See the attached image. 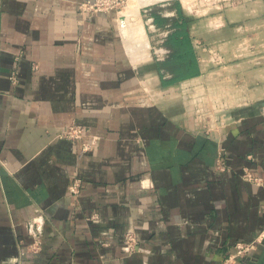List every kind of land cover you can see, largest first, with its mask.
<instances>
[{
	"label": "crops",
	"instance_id": "0c3cea01",
	"mask_svg": "<svg viewBox=\"0 0 264 264\" xmlns=\"http://www.w3.org/2000/svg\"><path fill=\"white\" fill-rule=\"evenodd\" d=\"M81 1L0 0V264H219L255 237L237 264H264V106L232 86L237 65L207 71L195 49L199 74L163 86L136 64L138 9L127 37ZM71 122L90 151L62 136Z\"/></svg>",
	"mask_w": 264,
	"mask_h": 264
},
{
	"label": "rangeland",
	"instance_id": "374dc122",
	"mask_svg": "<svg viewBox=\"0 0 264 264\" xmlns=\"http://www.w3.org/2000/svg\"><path fill=\"white\" fill-rule=\"evenodd\" d=\"M138 1L122 0L113 11L119 28L126 29L128 37L126 24L129 20L123 15L130 11V5H136L138 9L136 20L130 19L129 23L134 27L132 37L136 45L144 40L149 45L145 57L136 62L139 68L154 66L155 59H162L166 53L161 45L167 33L166 27L158 28L154 24L150 10L155 9L163 16L172 17L176 15L173 5L177 2L194 50L201 57L211 56L214 60L206 70L236 64L240 77L232 86L242 93L244 91V100L248 105L264 106V0H158L147 4H139ZM214 52L220 58L218 63L213 58ZM175 84L173 87L177 92L186 88L187 93L194 92L190 85L182 88L175 87ZM186 99L192 103L190 95Z\"/></svg>",
	"mask_w": 264,
	"mask_h": 264
},
{
	"label": "built area",
	"instance_id": "2783aa9c",
	"mask_svg": "<svg viewBox=\"0 0 264 264\" xmlns=\"http://www.w3.org/2000/svg\"><path fill=\"white\" fill-rule=\"evenodd\" d=\"M122 0H84L77 4V6L91 13H102L107 12L110 10H116ZM213 58L218 63L220 58L217 54L213 53ZM12 81H15L14 74L10 76ZM62 136L73 144H78L81 151L88 152L92 149L94 144L96 143L98 136L91 134L86 131L84 126L79 123L71 122L63 131ZM223 161L219 159L217 161V167L219 169L224 168ZM249 175V174H247ZM246 175V176H247ZM250 178V175L247 176ZM81 185V181L79 178H73L72 183L69 185V192L72 194H76L79 190ZM91 219L95 220L97 218L96 214H92L90 216ZM28 233L33 238V242L31 245L35 246L38 242V236L40 233L41 228V218L39 216L34 217L31 219L30 223L27 226ZM258 238L255 237L250 241H236L233 244L232 251L228 252L219 262V264H237L238 260L244 258L248 255L253 249H255L257 243L260 241ZM122 248L124 251H132L135 246V239L131 233H126L123 239Z\"/></svg>",
	"mask_w": 264,
	"mask_h": 264
},
{
	"label": "trees",
	"instance_id": "16d2710c",
	"mask_svg": "<svg viewBox=\"0 0 264 264\" xmlns=\"http://www.w3.org/2000/svg\"><path fill=\"white\" fill-rule=\"evenodd\" d=\"M178 3L173 7L175 16L166 17L159 11L150 10L154 24L158 28H165L166 35L161 45L166 53L162 59H155L154 68L158 72L160 83L163 86L170 85L199 74V65L192 41L189 37L187 24L182 19Z\"/></svg>",
	"mask_w": 264,
	"mask_h": 264
},
{
	"label": "bare ground",
	"instance_id": "6f19581e",
	"mask_svg": "<svg viewBox=\"0 0 264 264\" xmlns=\"http://www.w3.org/2000/svg\"><path fill=\"white\" fill-rule=\"evenodd\" d=\"M154 1H158V0H139L138 2H139V4L141 3V4H147V3H152V2H154ZM136 6V5H135ZM135 6H129V10L130 11H135L136 10V7ZM124 18H125V16H124ZM123 31H124V33H125V29H123Z\"/></svg>",
	"mask_w": 264,
	"mask_h": 264
}]
</instances>
